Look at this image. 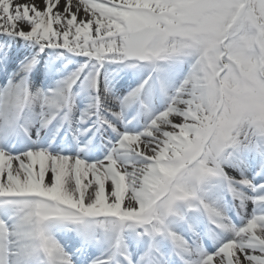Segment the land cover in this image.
I'll return each instance as SVG.
<instances>
[{
    "label": "snow or ice",
    "instance_id": "snow-or-ice-1",
    "mask_svg": "<svg viewBox=\"0 0 264 264\" xmlns=\"http://www.w3.org/2000/svg\"><path fill=\"white\" fill-rule=\"evenodd\" d=\"M0 264H264V0H0Z\"/></svg>",
    "mask_w": 264,
    "mask_h": 264
}]
</instances>
